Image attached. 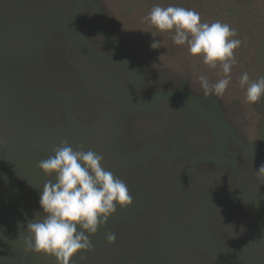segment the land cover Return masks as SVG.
Listing matches in <instances>:
<instances>
[{
  "label": "rangeland",
  "instance_id": "1",
  "mask_svg": "<svg viewBox=\"0 0 264 264\" xmlns=\"http://www.w3.org/2000/svg\"><path fill=\"white\" fill-rule=\"evenodd\" d=\"M156 4L237 29L223 97L195 80L217 70L142 23ZM243 72L264 76V0H0V264H56L25 238L61 140L133 196L75 264H264V98L245 102Z\"/></svg>",
  "mask_w": 264,
  "mask_h": 264
},
{
  "label": "clouds",
  "instance_id": "2",
  "mask_svg": "<svg viewBox=\"0 0 264 264\" xmlns=\"http://www.w3.org/2000/svg\"><path fill=\"white\" fill-rule=\"evenodd\" d=\"M141 21L160 33H170L174 45L186 46L191 56L200 57L208 69L217 70L220 78L215 82L203 74L196 75L195 80L205 97L224 96L233 79V67L238 64L236 49L244 43L236 38L235 27L220 20L202 22L198 11L172 4L154 5ZM160 46V42L151 44L152 48ZM238 84L245 90L246 103L254 105L264 98V76L253 80L243 72ZM52 151L53 155L37 164L55 180L43 185L39 203L45 215L42 220L28 222L25 251L53 256L56 264H75L73 257L79 254L81 260L86 259L83 253L95 247L91 237L118 206L131 205L133 196L125 181L105 167L102 154L84 150L82 145L74 148L67 140L54 145ZM255 173L264 179V164ZM106 240L115 243L116 234L108 232Z\"/></svg>",
  "mask_w": 264,
  "mask_h": 264
}]
</instances>
